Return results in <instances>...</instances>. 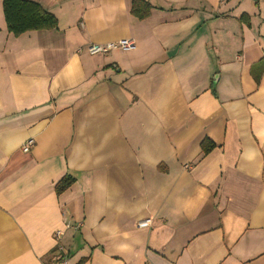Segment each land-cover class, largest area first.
<instances>
[{
  "label": "crops",
  "instance_id": "0c3cea01",
  "mask_svg": "<svg viewBox=\"0 0 264 264\" xmlns=\"http://www.w3.org/2000/svg\"><path fill=\"white\" fill-rule=\"evenodd\" d=\"M29 1L56 28L0 0V264H264V0Z\"/></svg>",
  "mask_w": 264,
  "mask_h": 264
},
{
  "label": "trees",
  "instance_id": "16d2710c",
  "mask_svg": "<svg viewBox=\"0 0 264 264\" xmlns=\"http://www.w3.org/2000/svg\"><path fill=\"white\" fill-rule=\"evenodd\" d=\"M3 15L7 31L14 36L28 31L46 30L56 28V19L44 11L38 4L29 0H1ZM152 7L145 0H131L130 14L138 19H146ZM244 19H247L244 17ZM214 148V144L205 140L201 144L202 153L205 155ZM72 183L70 178H64L56 185V193L59 195Z\"/></svg>",
  "mask_w": 264,
  "mask_h": 264
},
{
  "label": "built area",
  "instance_id": "2783aa9c",
  "mask_svg": "<svg viewBox=\"0 0 264 264\" xmlns=\"http://www.w3.org/2000/svg\"><path fill=\"white\" fill-rule=\"evenodd\" d=\"M134 48V44L132 41H129V40H122V41H119V42H115V43H109V44H106V45H89L87 47V52L94 56V55H105L107 53H109L110 51L112 50H115V49H118V50H121V51H128V50H131ZM31 141H28L26 143V145L23 146L22 150L23 152H27L28 149H29V146H31ZM149 225V221H144V222H141L138 224V226L140 228H144L146 226ZM68 227V225H66ZM55 236H56V239L60 238L61 236V231H56L55 233ZM59 251L62 252V249L61 247L58 248ZM65 253L62 252V258L60 259V264H65Z\"/></svg>",
  "mask_w": 264,
  "mask_h": 264
}]
</instances>
